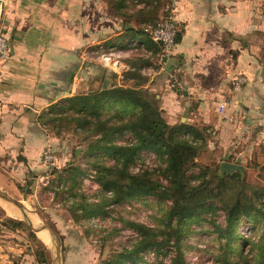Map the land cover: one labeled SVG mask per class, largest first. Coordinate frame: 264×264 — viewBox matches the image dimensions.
<instances>
[{
  "label": "trees",
  "instance_id": "1",
  "mask_svg": "<svg viewBox=\"0 0 264 264\" xmlns=\"http://www.w3.org/2000/svg\"><path fill=\"white\" fill-rule=\"evenodd\" d=\"M106 1L120 19L121 30L115 40L106 41V51L110 44L131 46L132 42L127 44V39L118 38L128 36L130 41L137 40V46L146 44L151 53L128 58L130 67L123 71L127 83H103L66 95L38 116L55 136L64 130L79 133L85 154L96 168L94 178L100 186L91 193L80 188L88 168L69 163L59 171L62 180H71L70 185H62V190L67 192L65 201H69L76 218L90 219L118 210L117 218L123 224L114 225L113 231L119 232L123 226L137 231L129 245L114 250L102 264H190L186 252L193 244L188 242V234L194 222L203 220H208L216 233L217 244L210 249L213 264H264V182L249 180L240 168L224 169L221 163L226 159L217 163L198 161L204 129L188 121H168L157 93L145 85L148 76L141 68L156 65L155 59L168 54L163 43L153 40L145 29L164 18L159 12L164 0ZM169 13V7L165 8L163 14ZM175 21L177 44L185 27ZM117 75L112 71V77ZM119 137L125 140L119 141ZM144 151H152L160 161L135 170L133 165ZM106 156L113 157L112 162H107ZM259 170H264V163ZM73 195L76 197L70 200ZM133 197L148 198L158 206L152 214L154 223L121 213L124 203ZM219 209L224 212L223 221L215 216ZM1 224L5 229L28 230L39 243L33 249V264H48L47 249L24 219L7 216ZM243 225L248 231L241 229ZM151 250L157 251L155 260L145 256ZM168 252H172L169 260L159 255Z\"/></svg>",
  "mask_w": 264,
  "mask_h": 264
},
{
  "label": "crops",
  "instance_id": "2",
  "mask_svg": "<svg viewBox=\"0 0 264 264\" xmlns=\"http://www.w3.org/2000/svg\"><path fill=\"white\" fill-rule=\"evenodd\" d=\"M102 2L2 0L0 26L10 52L0 57V185L18 187L30 170L43 167L42 152L56 136L40 122L39 113L79 93L88 45L89 50L91 45L102 49L121 32L108 2L109 32H96L95 23L92 30L87 28L90 9L93 20H100ZM173 18L184 24L182 39L160 64L141 68L166 117L199 128L214 125L223 140L241 141L248 126L257 139L264 138V0H174ZM118 38L134 43L128 36ZM139 46L152 51L146 44ZM133 48L108 45L121 70L100 65L104 73L116 71V78H123L128 58L138 55ZM238 73H245L247 81L233 91ZM225 97L229 103L220 111L218 103ZM21 232L2 230L0 264L35 263L33 246L8 239L21 237Z\"/></svg>",
  "mask_w": 264,
  "mask_h": 264
},
{
  "label": "rangeland",
  "instance_id": "3",
  "mask_svg": "<svg viewBox=\"0 0 264 264\" xmlns=\"http://www.w3.org/2000/svg\"><path fill=\"white\" fill-rule=\"evenodd\" d=\"M89 1L91 2L92 0ZM106 2H102L105 8H101L102 14H100V20H93L92 9H90V19L87 24V28L92 30V25L95 23L94 30L104 35L109 32L110 24L112 23V20L109 23L110 16L108 15V9H106ZM172 3L173 1L164 0L159 9V12H161L160 18L165 17L163 12H165V8L168 7L167 5H171ZM171 12L173 13L172 10ZM132 41L134 43H132L131 47L135 46V43H137V40ZM92 46L93 45L90 46V50L88 49L89 45L86 47L85 60L87 62V67H85L84 74L79 77L84 80L85 84L82 88L80 87L79 90L77 89V91L85 92L88 89L100 87L106 78L108 80L106 85L114 81L118 83H127L123 78L118 79L112 77L109 74V70L106 74L103 69H101V66L104 65L112 70H121L118 65L119 60L115 57H110L109 53L104 51V49H97ZM133 52H138V55H143L140 54V52L142 53L141 46H138L137 49L133 48ZM155 60L160 64L159 61H162V58L160 57ZM160 104L162 103L160 102ZM166 118H168L169 121H173V118L169 115ZM202 129L205 131V139L200 147L199 154L196 156L198 161L204 163H217L222 159H226L238 163L240 165L239 168L243 170V173L246 174L249 180L253 182H264V170H259L260 165L264 163V138L258 137L257 139L254 128L248 126V130H246L247 134L242 140L240 139L241 141L235 140L236 137H233L231 140L221 139V135L217 132L214 125L208 124V128L203 127ZM53 140L54 141L51 143L55 156L53 165L46 164L43 161L42 155L43 167L30 170L26 180L18 185V187L12 185H0V187L22 200L29 209V214L34 218L35 222L31 219L34 224L41 225L42 222H49L58 231L62 241L63 264H102L114 250L120 249L124 245H129L131 240L136 238L137 231L128 226H123L120 228L119 232L113 231L114 225L123 224V220L117 218L119 215L118 210H113L111 214L94 215L90 219L76 218L75 213L70 209L69 201H65L66 198L64 195L67 192L62 190V185L64 183L65 185H70L71 180L66 182L62 180L59 171L69 163H78L82 167L88 168V173L83 175L80 188L87 193H91L100 186L94 178L96 168L93 167L92 161H90L88 155L85 154V143L82 141L79 133L73 130H64L60 136H56ZM118 140L124 141L125 139L119 137ZM75 151H77L76 154H74ZM106 159L107 162H112L113 157L110 156ZM159 161L160 160L156 159L152 151H144L143 154L140 155L138 162L133 165V168L137 170L143 164L157 165ZM194 171L197 172L198 170L195 169ZM89 173H91L92 176H90ZM28 182L30 183L29 185H27ZM76 188L78 189L77 186L74 187V189ZM73 197L76 196L73 195L69 197V199L72 200ZM0 199L1 241V238H4L2 237V230L5 229L3 224H1L2 220L7 216L23 219L24 215L15 212L19 214V216H16L12 213L14 211H11L9 207L13 209H19V207L1 197ZM126 206H128V208H126ZM124 207L125 208L121 209L122 214H130L131 218H139L145 222H155L152 214L158 211V206L152 203L148 198L133 197L124 203ZM215 216L219 221L224 220V212L221 209L218 210ZM191 227L192 230L188 234V242L193 244V246H189L186 252L189 263L213 264L214 258L210 249L212 250L213 245L217 243L214 239L216 233L212 230L210 222L208 220L194 222ZM245 227L246 226L243 225L241 229L248 231ZM21 230H23V233L21 232V237H14L12 235L13 237L8 238L9 241L16 238L22 245L27 242L33 247L38 246L39 243L29 235L28 230ZM107 232L111 233L108 234ZM36 233L38 235V232ZM42 235L50 240L49 243H45L40 238V243L44 244L47 249L48 264H55V242L51 240L50 233L46 229L42 230ZM171 254L172 252H168L159 255L165 260H169ZM11 256L13 257V255ZM145 256L149 260H155L158 254L157 251L151 250L146 252Z\"/></svg>",
  "mask_w": 264,
  "mask_h": 264
},
{
  "label": "built area",
  "instance_id": "4",
  "mask_svg": "<svg viewBox=\"0 0 264 264\" xmlns=\"http://www.w3.org/2000/svg\"><path fill=\"white\" fill-rule=\"evenodd\" d=\"M170 9V13L166 15L158 24L152 25L149 24L146 26V30L151 36V38L157 42H161L164 45V49L166 52L173 51L176 46V32H177V24L175 19L173 18V13L171 10H174V0L171 5L168 6ZM135 49H137V45L135 43V46H133ZM142 54H148L151 53V51H148L147 49H141ZM10 52V47L8 43V38L6 37L5 33L2 32L0 29V57H5ZM110 57L113 54V51H108ZM109 57V58H110ZM108 58V57H107ZM145 71V70H144ZM146 72V71H145ZM247 81V76L245 73H238L235 75L231 90L237 91L239 90L244 83ZM229 103V98L225 97L221 99L218 103V108L220 111H223L225 107ZM43 161L48 165H53L55 156L53 154V149L51 145H47L43 152ZM90 176H92L91 173H89Z\"/></svg>",
  "mask_w": 264,
  "mask_h": 264
},
{
  "label": "water",
  "instance_id": "5",
  "mask_svg": "<svg viewBox=\"0 0 264 264\" xmlns=\"http://www.w3.org/2000/svg\"><path fill=\"white\" fill-rule=\"evenodd\" d=\"M2 0H0V4ZM106 85V82L104 83ZM222 167L227 170L239 168L240 165L235 162H231L229 160H223L221 163ZM0 197L6 201H9L19 207V210L24 215L26 222L30 225V227L35 231L38 232L41 229H46L51 236V240H54L56 246V262L55 264H63L62 261V241L58 231L49 223V222H42L41 225H36L32 222L29 214V209L25 206L22 200L18 197H15L2 187H0Z\"/></svg>",
  "mask_w": 264,
  "mask_h": 264
},
{
  "label": "bare ground",
  "instance_id": "6",
  "mask_svg": "<svg viewBox=\"0 0 264 264\" xmlns=\"http://www.w3.org/2000/svg\"><path fill=\"white\" fill-rule=\"evenodd\" d=\"M0 201H1V199H0ZM4 201V200H3ZM4 202H6V201H4ZM6 203H8V202H6ZM8 204H10V203H8ZM12 205V204H11ZM9 209L11 210V211H14V212H12V213H14L16 216H19V214H17V213H20L21 214V211L18 209V208H15V209H13V208H10L9 207ZM15 212H17V213H15ZM30 218L33 220V222H35L34 221V218L30 215ZM42 230L43 229H41V230H39L38 231V235H39V237L45 242V243H49L50 242V240L49 239H46L45 237H43V235H42Z\"/></svg>",
  "mask_w": 264,
  "mask_h": 264
}]
</instances>
